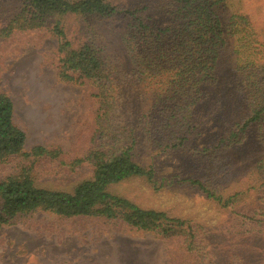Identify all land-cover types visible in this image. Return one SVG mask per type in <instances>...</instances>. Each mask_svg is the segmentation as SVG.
<instances>
[{
    "label": "rangeland",
    "instance_id": "rangeland-1",
    "mask_svg": "<svg viewBox=\"0 0 264 264\" xmlns=\"http://www.w3.org/2000/svg\"><path fill=\"white\" fill-rule=\"evenodd\" d=\"M147 1L154 9L156 1ZM119 2L137 4L142 0ZM216 4L224 28L222 49L227 52L216 65L218 90L226 110L237 116L248 106L238 102L235 85L228 89L234 71L240 74L230 51L239 44L245 52L248 48L254 53L251 60L236 62L244 82L249 68L255 70L264 63V0H221ZM22 5L23 0H0V92L13 103V119L25 133V149L36 144L57 147L67 163L92 146H127L130 129L143 137L151 126L147 116L164 110L167 100L179 90L176 79H170L176 69L168 63L172 53L162 47L153 49L145 65L133 67L114 22L67 15L63 25L72 45L90 43L105 56L107 91L91 80L62 81L56 37L46 24L19 27L14 19ZM154 11L150 14L157 18ZM168 22L164 17L159 24ZM102 98L104 116L97 119ZM140 118L145 125L139 123ZM257 126L264 138V121ZM218 128L216 120L208 121L192 146H207ZM258 132L254 128L241 145L228 152L234 166L220 182L219 192H245L233 210L221 207L195 186L177 181L196 169L198 161L189 151L157 153L146 143L135 145L142 162L153 167L158 187L142 178H130L112 185V191L140 207L164 210L190 221L193 239L188 231L163 237L155 230H138L114 219L63 218L34 210L0 228V264H264V185L252 187V178L259 172L256 166H264V141ZM11 161L0 166V180L14 167ZM31 173L39 186L70 189L90 176L91 168L83 164L69 172L57 161L41 160ZM245 214L253 217L252 224L241 216Z\"/></svg>",
    "mask_w": 264,
    "mask_h": 264
},
{
    "label": "trees",
    "instance_id": "trees-1",
    "mask_svg": "<svg viewBox=\"0 0 264 264\" xmlns=\"http://www.w3.org/2000/svg\"><path fill=\"white\" fill-rule=\"evenodd\" d=\"M155 1L157 18L150 14L154 9L147 0L137 4H124L119 0H23L21 11L14 20L21 28L47 25L57 40L60 80H91L104 88L105 93L107 91L105 56L90 43L73 46L66 36L63 18L77 14L114 22L119 27L122 44L133 67L145 65L153 49L165 48L168 54L172 53L168 63L176 69L170 79H176L179 90L174 98L167 100L164 110L147 116L151 126L143 137L130 129L126 135L130 137L127 146H116L115 143L92 146L81 157L71 158L67 163L61 160V151L57 147L36 144L25 149V133L14 122L13 103L0 92V166L11 160L15 162L11 172L0 180V228L19 214L43 210L63 218L97 216L114 219L138 230H155L163 237L188 231L189 238L193 239L190 221L171 216L164 210L140 207L112 191V185L130 178H142L154 188L158 187L153 167L143 163L135 151V145L141 143H146L157 153L189 151L198 161L196 169L178 177L177 181L195 186L221 207L233 210L245 193L236 190L223 195L219 187L234 166L229 150L241 145L254 128L259 131V139L264 141L261 127L257 126L264 121V63L255 70L249 68L244 82L236 62L251 60L254 53L248 48L245 52L239 44L230 51L240 74L237 76L234 71L228 89L235 85L238 102L248 106L247 110L238 111L234 116L221 100L216 76L218 61L227 55L222 49L224 28L216 4L221 0ZM164 17L170 22L162 26L159 21ZM246 34L251 36L248 31ZM245 38H241L244 44ZM105 103L102 98L97 119L103 118ZM210 120L219 124L212 142L200 148L192 146ZM139 123L145 125L141 118ZM41 160L57 161L69 172L86 164L91 168V174L70 189L42 187L35 183L31 173L34 164ZM255 170L259 172L252 178V187L263 186L264 166L257 165ZM241 216L250 219V224L254 221L249 214Z\"/></svg>",
    "mask_w": 264,
    "mask_h": 264
}]
</instances>
